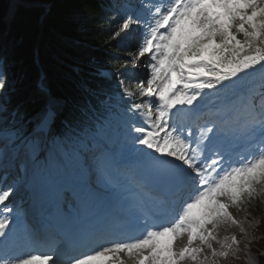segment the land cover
I'll return each mask as SVG.
<instances>
[{
  "label": "snow or ice",
  "instance_id": "snow-or-ice-1",
  "mask_svg": "<svg viewBox=\"0 0 264 264\" xmlns=\"http://www.w3.org/2000/svg\"><path fill=\"white\" fill-rule=\"evenodd\" d=\"M141 6L143 14L112 21L115 47L127 42L114 55L119 68H89L72 117L59 123L56 101L27 116L0 56V264H205L197 240L211 264L230 255L211 241L237 223L229 209L264 185V0ZM241 148L254 151L234 162ZM128 157L139 165L131 188L118 177ZM9 166L18 176L31 172L47 217L74 225L54 236L49 229L54 245L39 254L25 251L12 227L22 220ZM90 176L115 196L99 213ZM185 234L187 245L176 247ZM239 243L233 236L222 247Z\"/></svg>",
  "mask_w": 264,
  "mask_h": 264
},
{
  "label": "trees",
  "instance_id": "trees-1",
  "mask_svg": "<svg viewBox=\"0 0 264 264\" xmlns=\"http://www.w3.org/2000/svg\"><path fill=\"white\" fill-rule=\"evenodd\" d=\"M36 1V0H26ZM48 1V0H45ZM117 0H57L51 16L46 20L40 40L41 58L51 76L54 93L66 99L64 118H71L74 104L81 100V90L77 86L78 75L72 66L84 70V80L89 68H119L122 61H116L114 55L124 48L121 41L112 38V32L124 10L117 8ZM124 3L127 0H123ZM21 17L8 25L5 20L6 9L0 0V56L8 59L12 68V79L16 87L15 101L21 103L27 116L38 111L44 97L33 91L38 70L34 63V48L39 34L38 11L21 8ZM10 29L6 35L5 32ZM87 44V45H85ZM116 89L115 82L112 91ZM103 108H101V113ZM249 220L259 219V225L253 227L254 249H264V187L256 198L246 200L238 207ZM239 245L236 257L232 252L228 258H220L219 264H248L246 262L247 244L244 235L237 233Z\"/></svg>",
  "mask_w": 264,
  "mask_h": 264
},
{
  "label": "rangeland",
  "instance_id": "rangeland-1",
  "mask_svg": "<svg viewBox=\"0 0 264 264\" xmlns=\"http://www.w3.org/2000/svg\"><path fill=\"white\" fill-rule=\"evenodd\" d=\"M1 3H3L4 8L6 9V0H1ZM130 3L137 7V13H141V14L144 13V8L141 6L144 3V0H130ZM138 9H140V10L138 11ZM12 18L14 20L19 19V13L18 12L14 13ZM133 52H135L134 49H133ZM144 71H145L144 69H141V72H144ZM261 186L262 185H257V192L259 191L258 188H260ZM237 209H238V207H236V206H233V207H231L229 209V212H233L234 213V215L232 214V217L237 221V223L233 224V223H231V221H229L228 223L222 225L223 228L228 229L227 240L222 242V245L223 244H228V242H229L228 240L230 239V237H232L235 234V232L244 230L245 229V225H247L248 228L251 229L257 223L256 220L253 221V222H248L246 220L245 214L244 213H237ZM241 222L243 223V225L240 224ZM208 227H209L210 230L212 229V225H209ZM224 230L225 229H222V230H220V232H224ZM220 232L216 231V234L218 235ZM245 239L248 242L250 241V234L249 233L247 234ZM187 241H188V236H187V234H185L181 238V245L180 246L182 247L183 245H185V243H187ZM211 243H212V245L215 244L216 246H221V248L218 249V248L215 247V245H213V248L216 249L217 252L224 250V247H222V245L219 242L218 238L216 240H212ZM207 256L208 257L211 256L209 249L207 251ZM247 262L250 263V264H262L260 262V260H259L258 255L254 254L250 247H247ZM185 263L186 262H184L182 264H185Z\"/></svg>",
  "mask_w": 264,
  "mask_h": 264
},
{
  "label": "bare ground",
  "instance_id": "bare-ground-1",
  "mask_svg": "<svg viewBox=\"0 0 264 264\" xmlns=\"http://www.w3.org/2000/svg\"><path fill=\"white\" fill-rule=\"evenodd\" d=\"M14 1H17V0H14ZM11 16H12V11H10L8 17H11ZM15 174H17V171H15ZM180 245H181V239H180V241H179V244L176 245V247H181ZM213 245H215V244H213ZM215 247L218 248V249L221 248V246H216V245H215ZM127 263H129V264H134V261L129 260ZM185 264H190V263H189V262H186Z\"/></svg>",
  "mask_w": 264,
  "mask_h": 264
}]
</instances>
